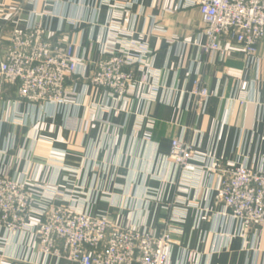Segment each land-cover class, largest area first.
I'll list each match as a JSON object with an SVG mask.
<instances>
[{
  "label": "crops",
  "instance_id": "0c3cea01",
  "mask_svg": "<svg viewBox=\"0 0 264 264\" xmlns=\"http://www.w3.org/2000/svg\"><path fill=\"white\" fill-rule=\"evenodd\" d=\"M22 1L0 0V62L11 31L30 21L32 5L15 13ZM121 1L132 6L118 11L103 0H52L39 10L51 13L42 22L52 39L74 45L85 76L102 58L115 15L118 26L133 33L122 35L116 48L141 49L135 50L142 57L136 76L142 75L140 66L152 69L154 99H115L79 76L67 81L78 105L31 104L19 100L16 87L3 86L0 167L47 193L64 192L55 205L157 236L171 227L169 264H264V228L242 230L217 200L219 168H264V40L255 58L238 45L226 60L210 56L200 48L207 39L197 6L167 11V0ZM197 82L213 93L203 106L197 103ZM176 138L212 169L185 177L168 159ZM0 237V264H79L44 255L32 235L2 229Z\"/></svg>",
  "mask_w": 264,
  "mask_h": 264
},
{
  "label": "built area",
  "instance_id": "2783aa9c",
  "mask_svg": "<svg viewBox=\"0 0 264 264\" xmlns=\"http://www.w3.org/2000/svg\"><path fill=\"white\" fill-rule=\"evenodd\" d=\"M51 2L23 0L16 9L15 13L21 15L25 6L33 7L29 10V23L24 27L16 26L9 35L0 62V88L16 87L19 100L31 104L78 105L77 94L68 89L67 81L79 76L115 99L134 96L147 101L154 99L157 84L152 69L140 66L142 75L140 79L136 76L135 66L141 63L142 57L135 50L141 49H136L138 46L116 48L122 35L132 36L133 33H125L115 15L108 26L109 40L102 58L96 62L93 72L85 76L83 59L76 54L74 45L64 39L53 40L42 22V18L51 13L40 12L39 7ZM103 3L118 11L132 6L121 0H103ZM191 5L198 7L202 17L207 39L200 45L203 53L219 54L226 60L238 45L246 57H256L258 44L264 40V0H183L179 3L167 0L164 9L177 11ZM142 52L147 51L142 49ZM247 86V82H243L241 89L246 91ZM195 93L200 106L213 95L203 82H197ZM106 107L102 105L103 110ZM20 115L15 113V118ZM69 123L70 128L76 127L73 118ZM168 159L185 177L196 174L199 169H212L179 138L173 139ZM219 171L218 202L232 219L240 222L242 230L263 229L264 168L229 165ZM64 196L59 189L47 193L42 187L19 181L9 168L0 167V231L32 235L44 255L79 264H169L175 243L171 227L157 236L145 228L116 225L106 216H92L73 206L54 204V200ZM2 243L5 239L0 237V245ZM194 258L192 253L191 259Z\"/></svg>",
  "mask_w": 264,
  "mask_h": 264
}]
</instances>
